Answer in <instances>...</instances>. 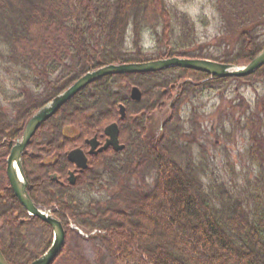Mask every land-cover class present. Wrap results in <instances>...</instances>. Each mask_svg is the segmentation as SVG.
<instances>
[{
    "label": "trees",
    "instance_id": "16d2710c",
    "mask_svg": "<svg viewBox=\"0 0 264 264\" xmlns=\"http://www.w3.org/2000/svg\"><path fill=\"white\" fill-rule=\"evenodd\" d=\"M145 1L140 0L141 7L135 12L142 11V13L135 20L134 16H130V0H40V3L38 0H34L33 6L38 9V12L34 13L36 19L28 20L24 17L23 12L30 3L22 0H0V42L10 49L13 59L23 60L24 65L28 66L29 70L38 73L40 76H43L40 72L45 75L48 72L62 74V76L70 75L71 81L66 84L62 81L58 82L56 85L58 89L54 94L46 97L47 101L72 86L74 81L92 70L131 60L146 61L139 53L138 41H135V49L133 50L137 54L132 58L124 54L127 48L123 47L127 37V22L130 17L132 19L130 22L136 32L141 23V26L155 29V26L151 23L155 17L147 11L148 7L144 3ZM155 1L158 13H165L163 0ZM223 1L226 3L225 6H223ZM237 1L232 0L233 4ZM227 2L231 5L228 0H222L221 11L224 13L225 22L229 24L232 21L234 30L236 29L241 38L242 43H239V54L224 61L204 55L196 58L245 66L264 49V44H257L256 41L260 37L259 31L264 30V0H244L240 10L234 6L233 8L232 6L228 7ZM17 9L21 10V13ZM230 9H232L231 12ZM51 36L54 38H51ZM156 36H158L157 33ZM253 37L257 38L253 39ZM35 38H43L44 43L50 40L46 42L48 45H52L51 40L55 42L52 47L44 46L42 42L43 45L40 43L38 48L29 51V48L35 43ZM159 39L158 46L161 50H158L159 53L157 54L160 57H157V59L186 57L188 55L180 52L182 49L176 48L174 45L170 46V44L162 41L159 43ZM164 49L166 53H163ZM15 60L13 61L15 62ZM37 68L41 69L38 70ZM177 71L181 83L180 101L189 94L193 95L192 98L198 99L206 89L215 92L219 88L227 89L229 83L233 80L249 87L257 96L256 100L251 99L247 103H245L243 96L239 97L241 98L240 101L239 98L233 99L228 114L223 115L221 119V122L226 120L228 124H231L230 127L234 132L237 131L246 136L247 154L258 173L256 184L248 185L246 191L252 205L248 201H245L246 205H243L242 200L241 202L230 201L227 203L226 199L230 200L228 191L223 185L218 184L215 179L208 177L211 180L208 179V185H204L201 181V175L198 174L201 168L195 172L193 167L200 160H195L191 152H181L182 155H186L184 160H181L179 168L172 162L170 163L169 157L160 150L150 151L152 153L147 152L144 157L142 156L135 162L139 165L138 169L142 167L150 168V170L142 171L147 176L154 178V184L151 187L149 186L148 190L133 189L131 190L134 191L133 196L118 192L112 199L104 201L106 204L104 209L97 207V205L92 206L90 203L82 204L81 201L72 198H69L70 201L65 200L67 190H73V188L67 187V190L63 189L65 192L59 193V187L49 181V175L53 173L66 174V170L73 168V165L66 160L67 152L76 148L86 152L89 151L86 141L97 137L99 141L103 142L105 138L102 136L105 128L116 121L120 122L116 103L121 101V98L119 99L116 96V103L113 100L112 103L108 104L112 106V110L110 108L104 110L99 107L94 111L93 107H91L92 110L85 107L90 104L88 102L90 96L86 97L88 89L93 87L96 91L102 90L104 92L105 90L107 93V88L111 89L112 86L117 85H126L129 90H131L132 85L144 88L143 84L134 82L130 75L107 77L97 81L96 84L98 85L96 87L92 85L86 91H82L61 109L55 119L50 120L35 134L31 143L34 156L41 153L45 157L51 158L54 155L64 154V158L59 156L60 160L56 166H46L40 158L36 159L34 156L25 159L30 165L26 164L25 170L29 183V194L37 205L46 207L57 205L60 212L78 218V222L82 227H92L99 230L101 233L97 235V238L111 252L115 264H147L146 261L148 264H264V68L244 79L217 78L211 81H208L210 76L203 73L182 69H177ZM186 80H191L193 83L184 84ZM235 94L241 96L239 91ZM109 96L114 98V95ZM172 100L170 96L169 101ZM122 102H125V99ZM184 102L186 100H183ZM170 103L173 105L172 102ZM182 104L180 108H182ZM42 105V103L35 102L34 107L19 112V116H22V118L16 120L19 123V129L27 126L31 117ZM90 106H93V104H90ZM131 114L132 111L129 117L132 116ZM6 120L7 117L1 104L0 141L10 134L9 132H15L14 122H7ZM175 121L176 117L174 113H171L170 119L163 125L164 132L157 143L159 144L158 148L154 149H162V144L168 139L170 141L167 142L168 144L166 143V146H171L178 136L180 139L183 138L184 141L188 139L196 143L194 142L195 130L191 129V133L185 132L181 128V120L179 130L178 127H174ZM126 126L127 124L124 123L120 134V141L123 143H126L124 139H129L127 135L129 131ZM67 127H73L77 130L76 140H71L69 135L65 133L64 129ZM225 129L223 128L224 135L227 136ZM62 130H64V135ZM15 133L17 134V132ZM125 134L126 137H124ZM16 138L18 139V136L14 135L12 139ZM185 143L188 144V141ZM146 156L157 161V163H151V159ZM108 157L119 159V155L113 152H107L104 156L89 159L91 171L88 170L81 175L77 185L78 191L87 188L97 176L94 174L88 176L89 172L103 170L104 172L114 173L111 170L112 168L105 167L108 163ZM34 159L37 160L36 163L32 162ZM162 166L170 172L169 175L163 173ZM4 167L1 172L2 175H0L4 177V180H0V185L4 186L2 196H0V208L3 199H7L6 201L14 204L17 200L9 188L8 181L5 179ZM127 169L131 174L137 173L135 170L131 171L130 167ZM118 172H120V175L127 176V170L123 168ZM43 188L54 191L58 198L55 196L50 198L51 201H49L47 195V199L44 197L45 195L40 194L41 196H39L38 193L41 190L44 192ZM135 190L142 191V194L139 195ZM164 191L168 192L169 195L167 196L170 199L166 197ZM73 202H77L78 205H73ZM150 202H155V206L161 207V209L167 207L165 211L158 213L159 219L164 218L167 222L165 223V220L160 222L163 227L155 232L157 240L153 236L154 233L148 231L152 230L150 221L147 218L144 220L143 213H141V211L146 210V213H150L152 210ZM166 202L167 206L164 207ZM111 203L117 207L112 209ZM137 203L140 213L132 210V207ZM217 205L221 207V210H217ZM91 206L95 209H91ZM122 207H126L125 210H122ZM173 207L175 209L179 208L177 215L175 214L176 217L167 218ZM18 209L20 207L16 205L13 211ZM154 213L157 216V212ZM133 219H139V221L133 223ZM113 220H117L118 223ZM116 224H119V227ZM170 226L176 234L169 231L168 227ZM123 228L125 234L131 236L132 246L130 247L126 246L117 235V231ZM160 241L165 244L158 243ZM168 243L172 245L168 246ZM0 245L7 261L13 264L10 262L6 247L1 242ZM171 254H175L178 260L172 258ZM142 256L146 258V261L142 259Z\"/></svg>",
    "mask_w": 264,
    "mask_h": 264
},
{
    "label": "rangeland",
    "instance_id": "374dc122",
    "mask_svg": "<svg viewBox=\"0 0 264 264\" xmlns=\"http://www.w3.org/2000/svg\"><path fill=\"white\" fill-rule=\"evenodd\" d=\"M22 1L30 3L27 6V9L24 10L25 12H23L24 17L28 20L36 19L34 13L38 12V9L33 6L34 0ZM38 1L40 3V0ZM228 1L231 3V5H229V3L227 2L228 7L232 6L233 8L234 6L238 10H240L244 4V0H238L234 4L232 0ZM144 3L146 4V7H148L147 11L151 13V16L155 17L154 21H151V23L155 26V29L152 30L150 27L146 28L144 25L143 27L141 26V23V25L138 26V31L136 32L134 26H132L133 24L130 22L132 20L130 17L127 22V37L124 43L125 45L123 47L129 44V48L127 47V51H133L135 49V41H138V45L140 47L139 53H142L144 55L147 63L175 58L198 59L196 57L200 55H204L209 58H217L220 61H224L227 59H231L232 57H235L239 54V43H242L240 40L241 38L236 29L234 30L232 21L229 24L225 22L224 13L221 11L222 0H163L162 3L165 4V13L163 14L158 13V7L156 6L157 3L155 0H146ZM129 4L131 5L130 16H134L136 20L138 15L142 13V11L135 12L141 7L140 0H130ZM225 4V1H223V6H225ZM231 11L232 9H230V12ZM18 12L21 13V10H18ZM156 33L158 36H156ZM259 36L260 37L258 38L255 37L257 38V44H264V30L259 31ZM52 37L53 36H51V38ZM255 38L253 37V39ZM35 39V43L32 47L29 48V51H33L34 48H38L40 43L41 45L44 44V46L52 47L53 43L55 42L54 40H51L53 42L52 45H48L46 42H49L50 40L44 43L43 38H40L41 40L37 38ZM158 39L159 43L160 41H162L170 44V46L174 45L176 48L182 49L180 50V52H184V54L187 53L188 55L186 54V57H163V59H157V57H160L157 54L159 53L158 50H161L160 46H158ZM4 49L5 48H3L0 42V105L2 104V106L5 107L10 115H12L13 113L11 109L15 108L12 107L13 105L11 99L13 98V95L16 96V98H19L22 94L24 96L32 98L37 103H42L43 105L40 107L41 110L44 109V107L48 106L54 99L63 95L71 88V86L68 87L52 99L46 101V97H48V95L54 94V92H56V90L58 89V87L56 86L58 82L62 81V83L66 84L67 82L71 81L72 78L70 77V75L67 74L65 76H62V74H60V76L51 72H48V74L45 75L40 72L43 75L40 76L38 73L29 70L28 66H25L24 68H17L14 65L15 62L13 60L12 62H10L7 55L5 54L6 52L4 51ZM133 53L134 55L137 54V52L135 51ZM163 53H166V50ZM255 58L252 61H254ZM252 61L249 64H251ZM229 65L240 68H245L248 66H240L234 64ZM262 68H264V65L259 68V70H261ZM37 69L39 70L41 68ZM96 70H92L87 74L92 73ZM259 70H257L256 72H258ZM255 73H253L252 75H254ZM252 75L241 78L236 77L232 79H244ZM116 76L117 75H113L112 77ZM130 76L134 82L143 84L144 88H141L138 85H132L131 90H129L126 85H117L114 87V89L107 88V94L105 90L103 92L102 90L96 91L93 87L89 88L92 85H95L96 87V85H98L96 84L97 81H94L93 84H90L86 87L89 88L86 97L90 96L88 98L90 101L88 100V102L91 105L93 104V106L87 104V106L85 107H88L91 110V107H93L94 111H96V109L99 107L103 108L104 110H109V108L110 110H112V106L108 104L110 102L112 103L113 100L116 103V96L119 97V99L121 98V101H117L116 103L120 122L118 123L116 121L112 124H117L119 126V129L122 131V126L125 123L127 124L126 127L129 131V133H127L129 139H124L126 140V143L122 142L125 145V149L123 151L116 152L112 148H109L103 153H98V156L94 155L90 156V158H98L101 155L104 156V154L107 152L118 154V160H116L114 157H108V163L106 162L107 165H105L104 163L105 167L107 166L108 168H112L111 170L114 171L116 176H119L126 182L130 183L132 187L148 190V186H153L154 178H151L150 176H147L146 173L142 172L143 170H150V168L142 167L138 169L139 165H137L135 162H137L139 158H142V156L144 157L147 152L152 153L160 150L162 153L169 157L170 163L172 162L174 165L179 166L180 168L181 160H184L186 155H182L181 152L188 153L189 151V153L191 152L195 160H200V162L195 163L193 167L195 168V172H197L201 168L200 173L198 174L201 175V181L204 185H208L209 180L215 179L217 180L218 184L223 185L228 191L230 200L226 199L227 203H229L230 201L241 202L242 200L244 202L243 205H246L245 201H248L250 205H252V202L249 201L247 197L246 193L248 192L246 191L248 185L252 186L256 184L258 173L257 169L252 165L247 154L248 143L246 140V136L238 133L237 131L234 132L230 127L231 124H228L226 120H223V122H221V119L223 115L228 114L230 103L233 99H238L239 97L243 96L246 101L245 103H247V101L251 99L256 100L257 96L254 94L253 90L249 89V87L245 85H242L239 81L233 80L229 83V87L227 89L219 88L217 92L210 90L207 91L206 89V91L204 90V92H202L201 96L198 99L192 98L193 95L189 94L183 99L184 101L186 100V102L183 103L182 99V101H180L181 83L177 68H170L165 69L164 71L161 70L157 72L135 73L130 74ZM67 77L70 78L68 79ZM134 88H137L140 91L141 97L139 100H134L132 98V91ZM200 89L202 88L200 87ZM237 91L241 93V96L235 94ZM5 92H7L8 95H3V93ZM109 95H114V98H110ZM170 96L173 99L172 101H169ZM123 99H125V102H122ZM240 99L241 98H239V101ZM18 102L21 103L22 101ZM170 102H172L173 105ZM180 103L182 104V108H180ZM121 107H124L125 109L123 119L121 115ZM61 109H63V106L46 123H48L52 119H55L56 115L61 111ZM131 111L132 116L129 117ZM171 113H174V116L176 117L174 127H178V129L180 130L181 120V128L185 132L191 133V129L195 130L196 137L194 139V142L196 143H193L188 139L184 141L183 138L180 139L178 136L177 140H175L174 144H171V146H166V143L170 141V139L167 138L168 140H165L164 143L162 142L163 144H165H162V149H154L156 147L158 148L159 144L157 143L162 138V126L170 119ZM237 117L235 118L237 119ZM223 128H226L225 130L227 136L224 135L225 131L223 130ZM40 129H42V127ZM64 130L65 133L69 135L71 140H76V134L78 133L75 128L67 127ZM64 130H62V134ZM124 137H126V134ZM106 139L107 138L105 137L104 141L100 143L101 146H103V143ZM186 141H188V144L185 143ZM33 156L34 154L32 155V157ZM35 157L36 159L40 158L41 160L43 157L45 158L44 154L41 153L39 155H35L34 158ZM36 159L32 160V162L34 161L36 163ZM150 161L153 164L157 163V161H154L153 159H151ZM199 164L200 166H198ZM129 167L131 168V171L135 170L137 173L134 172L131 174L130 172H128L127 168ZM122 168L124 170H127V176L120 175V172H118V170ZM161 168L165 175L170 174V172L163 166ZM208 177L211 179H209ZM7 178L9 179L8 175ZM0 180H2L1 176ZM64 181L66 187H69L66 183L67 180ZM145 181L146 184H144ZM68 190L70 191V193L73 192L74 195L71 197V195L67 194L68 198L64 197L66 198V201H70L69 198L71 197L72 199L81 201L82 204H87V202L92 199H98V201L101 202L100 206H103L100 195H96L94 193L90 195L88 193L84 194L85 192L82 193L83 191L80 192L78 190ZM164 193L166 194V197H168V192L164 191ZM40 194L42 196L45 195L44 197L46 199L47 195L49 197V201H51L50 198L56 196L54 191L47 189H44V192L43 190H41L38 195L41 196ZM56 198L58 197L56 196ZM168 199H170V197H168ZM73 203V205L75 206L78 205L77 202ZM150 203V208L152 209L150 213H146L147 210L144 212L141 211V213H143L144 220L145 218H147V220L150 221V228L152 230H147L152 234L154 233L153 236L155 237V240H157V235H155V232L157 230L159 231L163 227V224H161L160 222H162V220H165L162 217V220L159 219L158 213L160 211H165V209L167 208V202L164 206L166 208L163 209H161V207H156L155 202ZM111 205L112 209H115L117 207L113 203H111ZM125 208L126 207H122L121 209L125 210ZM91 209H95V207L91 206ZM101 209H104V207H101ZM178 209H175V207H173L167 218L176 217ZM132 210L140 213L138 209V203L135 204L134 207H132ZM217 210H221V207H219V205H217ZM154 212H157V216ZM20 213V217L23 219L24 213L22 211ZM12 215V221L7 217V221L9 222L7 225H3L2 223L0 224V242L6 247L8 256H10V262H12L13 264H32L34 261H37L44 255H46L52 248L54 243V233L52 230L48 231L44 227H38L36 229L34 226L28 228L25 231V229L30 225L27 226L28 224H23V222L21 224L19 220H16L15 218L13 219L14 213H12ZM113 221L115 223H118L117 220ZM138 221L139 219H133V223H137ZM164 222L166 223L167 220H165ZM10 223L11 227L8 226ZM64 227L67 232L65 242L51 264H115L111 252L107 249L106 246L101 243L99 238L90 239V236L88 237L86 234H84L86 232L83 231V233L74 224L71 223H64ZM9 228H15V230L10 231ZM168 228L171 233H175V231L172 230L171 226ZM93 231L95 230L93 229L91 232H89V235H95ZM117 233V235L120 237V240L123 241L126 246H132L131 236H129V234H125L124 228L118 230ZM158 243L162 244L163 242L160 241ZM164 244L165 243H163L162 245ZM171 245V243H168V246ZM0 249L2 254L4 255L1 245ZM132 249L134 250L133 247ZM136 253L138 254V251ZM171 257H174L178 260L175 254H171ZM142 259L146 261V258L143 256ZM7 263L10 264L9 261H7ZM145 263L148 264L147 261Z\"/></svg>",
    "mask_w": 264,
    "mask_h": 264
},
{
    "label": "bare ground",
    "instance_id": "6f19581e",
    "mask_svg": "<svg viewBox=\"0 0 264 264\" xmlns=\"http://www.w3.org/2000/svg\"><path fill=\"white\" fill-rule=\"evenodd\" d=\"M1 45L3 46V48H5L4 49V51L6 52L5 54L7 55L8 59L10 60V62H12V60H15V59H13V56H12V53H11L10 49L8 47H6L4 44H1ZM128 45L125 46V47L127 48ZM263 51H264V49L260 53H262ZM124 54L125 55H128L130 58H132L134 56L133 51H130V52L126 51ZM141 56H142V58L144 60H146V58L144 57V55L142 53H141ZM166 60H170V59H166ZM166 60H162V61H166ZM199 60H207V59H199ZM209 61L216 62L214 60H209ZM148 63H151V62H148ZM216 63H219V62H216ZM144 64H147V60L146 61H142V62L141 61L139 62V61L131 60V61H128V62H125V63L111 64L110 66L118 65L119 67H123V66H138V65H144ZM219 64H222V63H219ZM223 64L224 65H229L228 63L227 64L223 63ZM14 65L17 68H22V67L24 68L25 67L24 62L21 59L20 60H15V64ZM177 69L191 70V69H186V68H181V67H178ZM20 70H22V69H20ZM25 70H28V69H25ZM192 71H195V70H192ZM196 72L203 73V74H206V75L210 76V79H208V81H211V80H214V79H217V78L218 79H232V78H236V77L219 78V77L214 76V75L211 76V75H209V74H207V73H205L203 71H196ZM130 74H135V73H129V74L128 73H119V74H117V76H124V75L127 76V75H130ZM112 76L113 75H110L108 77H112ZM84 77H85V75L82 76V77H80V78H78L76 81H74V83L72 84L71 87L75 86ZM105 78H107V76L101 77V78H99L96 81H101L102 79H105ZM188 82H192V81L191 80H186V81H184V84H186ZM91 84H93V82ZM86 87L83 88V89H81V91L79 93H77L74 97H72L70 100H68L66 103H64L63 104V107L66 106L74 98H76L77 95H79L82 91H86V89H87ZM112 89H114L113 86H112ZM4 95L5 96L8 95L7 92H5ZM17 98H16V96L13 95V98L11 99L12 100V105H13L12 107H15L14 109H11L12 112H13L12 115H10L8 113V111L5 109V107H3L4 114L7 117V120L6 121L7 122H14V131L17 132V134L15 132L14 133L9 132L10 134L6 135V137L3 138L0 141V175H2L1 172L3 171V167L5 166L4 168H5V175H6V177H7V175L9 176V167H10L9 161H10L11 156L13 155V150L15 149V147L19 143H21L23 141V137L25 135L26 128H27V126L26 127L24 126L25 128H23V129L20 128L19 129V123L16 121L17 119L22 118V116H19V114H20L19 112H24L28 108L34 107V103H35V101L32 98H29L28 96H24L22 94H21V96L18 99ZM18 101H20V102L22 101V102L19 103ZM39 111H40V108L36 111V114ZM36 114H34V115H36ZM34 115L31 117V119L34 117ZM46 122H44L43 124H41L37 128V131H39V129L41 127H43ZM111 125H113V124H111ZM111 125H109V126H111ZM118 128H119V126H118ZM106 129H105V131H106ZM37 131H36V133H37ZM105 131H104V135L102 137H104V138L106 137L107 139L103 143V146L100 145V143H102V142H100L97 138H93L91 140L86 141V144L89 146V151L86 152V151H84V150H82L80 148H76L74 150H71V151L67 152V154H66V160H67V162L69 164H73V168L71 170H66L67 173L66 174L65 173H62V175L59 174V173H53V174L49 175V181H51L55 186H58L59 187V189H58V192L59 193L60 192H65V190H67V187H66V184H65V181L64 180H67V182H66L67 185L69 187L73 188L74 191L75 190H78L77 185L79 184L78 181H79L81 175L84 174V173H86L88 170L91 171L90 168H89V159H90V156H94V155L95 156H98V153H103V152L106 151V150H104L103 152H99V150L104 147V145L106 144V142L108 140V137L106 136ZM163 132H164V126H162V133ZM120 134H121V130L119 129V142H120V146L123 148L122 149V151H123L125 149V145L120 141ZM14 135H17L18 136V139L17 138L16 139H12L14 137ZM94 139L97 140V142L99 143V146H98V148H96L95 154L94 153L90 154L92 147L90 146L89 142H91ZM31 143H32V140L29 141V143L27 144V146L25 147V149L23 150V152L21 154L22 155L21 156V165H22V169L24 171V175H25L26 178H27V175H26V172H25V170H26V164L28 166H30V165H29L28 161H25V159L26 158H29L30 159L32 157V154L34 153V150L31 147ZM109 148H112L114 151H116L113 147H109ZM75 150L82 151V153H81L82 154V161H83V159L85 160V156H86V158H87V168H79L76 161H71L68 158L69 157V154L72 153V152H74ZM118 152H120V151H118ZM63 155L64 154H58V155H54L51 158H46V157L44 158L43 157L41 161L46 166H56L58 164V161L60 160V157H62ZM63 158H64V156H63ZM77 161H79V160L77 159ZM61 166H62V164H61ZM96 172H89L88 176H91L92 174L97 175V176L93 179L92 184H89L87 186V188H84L81 191H83L82 193L85 192L84 194H87L88 193V194L91 195V194L94 193L96 195H100L101 196V200L103 202V204H102L103 206H100L101 202L98 201V199L97 200L92 199V200H90L87 203L92 204V206L97 205V207H100L101 208V207H105V205H106L105 202L107 201L106 199H112L114 196H116L115 194H117L118 192H124L125 195L131 194V196H133L134 191L132 192L131 190L136 189V188L132 187L131 184L128 183V182H126L124 179L120 178L119 176H116L115 173H112V172H104L103 170H100L97 173ZM6 177H5V179L8 181L9 179L6 178ZM1 178L4 180V177L3 176ZM125 179H127V178H125ZM27 182H28V180H27ZM8 183H9V188H11V191L14 193V196H15V198L17 200H16V203L14 204L13 202L6 201L7 199H3L2 206L0 208V224L2 223L3 225H7L9 223L7 221V217H8L9 220L12 221V218L11 217L13 216L12 213H14L13 219L15 218L16 220H19V222L21 224L23 222V224H28L27 226L30 225L29 227H27L25 229V231L28 228H31L33 226L36 229L38 227H44L48 231H51V230L53 231V224L50 221L51 220H54L57 223L62 224V227H63L65 236H67V232L65 230L64 223H66V224H70L71 223V224H74L80 231L86 232V233H84V232L83 233L86 234L88 237L90 236V239H98L97 238V235L101 233L99 230L94 229L95 231H93V232L95 233V235H89V232H91L93 230L92 227H90V228H84V227H82L79 224V222H78L79 221L78 218H76L75 216H70L68 213L66 214L64 212H60V209H59V207L57 205H50V206L48 205L47 207L46 206H42V205H37L34 202V200L32 199V197L30 196L29 191H28L29 197L31 198L33 204L35 205V208L38 210L37 211L38 212L37 214L34 213V212H30L24 205H22V202L16 196V193H15L13 187L11 186L10 181H8ZM144 184H146V181H145ZM3 187L0 185V196H2L1 193L3 191ZM27 188H29V185H28ZM63 189H65V190H63ZM128 192H131V193H128ZM135 192H138L139 195L142 194L141 193L142 191L140 192L138 190H135ZM67 194L68 195H71V197L74 195V193L73 192L70 193L69 190H67V192H66V198H68V195ZM16 205H18L20 207V209L13 211V209H14V207ZM21 211L24 213L23 214V219L20 217V214H21L20 212ZM44 216H46L48 218V222L47 221H44V219H43ZM61 216H63V217H61ZM63 218H65V219H63ZM26 219H27V221H26ZM11 223L8 225L9 227H11ZM3 225H2V227H3ZM116 225L119 227V224H116ZM9 230L10 231H14L15 228H9ZM0 251H1V249H0ZM3 258L7 262V259L5 258V255H3Z\"/></svg>",
    "mask_w": 264,
    "mask_h": 264
},
{
    "label": "water",
    "instance_id": "95a60500",
    "mask_svg": "<svg viewBox=\"0 0 264 264\" xmlns=\"http://www.w3.org/2000/svg\"><path fill=\"white\" fill-rule=\"evenodd\" d=\"M264 65V51L260 53L251 64H249L245 68L236 67L233 65H224L216 62H212L209 60H199V59H170L166 61H156L147 63L144 65L138 66H107L101 69H98L92 73L87 74L83 79H81L75 86L71 87L67 92L63 95L54 99L48 106L41 109L34 117L30 120L27 125L25 135L23 137V141L19 143L15 149L13 150V155L10 158V167H9V180L10 184L13 187L16 196L22 202L30 212L38 213L35 205L33 204L31 198L28 195L27 187L28 182L24 175V171L21 165V154L29 141L35 135L37 128L49 120L68 100L74 97L77 93L81 91V89L90 85L92 82L98 80L104 76L117 75L119 73H144V72H157L164 69L169 68H186L195 71H203L211 76H217L219 78L225 77H245L248 75H252L259 68ZM132 98L134 100H139L141 97L140 91L137 88H134L132 91ZM125 109L121 107V115L122 119L124 118ZM106 136L108 140L103 148L99 150V152H103L107 150L109 147H113L116 151H122V147L119 142V128L117 124H113L109 126L106 131ZM92 147L90 154L96 151L99 143L96 139L89 142ZM82 151L75 150L74 152L69 154V159L71 161H76L79 168H87V158L85 156V160L82 161ZM77 159L79 161H77ZM44 221L48 222V218L46 216L43 217ZM53 224V233H54V243L49 252L41 257L39 260L35 261L33 264H51L56 256L58 255L61 247L65 242V234L62 227V224L57 223L54 220L50 221ZM0 264H8L6 260L3 258V255L0 251Z\"/></svg>",
    "mask_w": 264,
    "mask_h": 264
}]
</instances>
